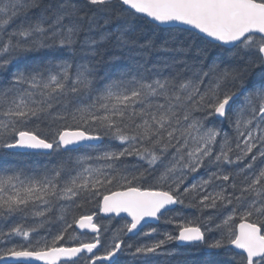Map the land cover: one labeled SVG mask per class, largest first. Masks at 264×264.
Segmentation results:
<instances>
[{
    "label": "snow or ice",
    "instance_id": "snow-or-ice-1",
    "mask_svg": "<svg viewBox=\"0 0 264 264\" xmlns=\"http://www.w3.org/2000/svg\"><path fill=\"white\" fill-rule=\"evenodd\" d=\"M172 243L264 264V0H0V264H173Z\"/></svg>",
    "mask_w": 264,
    "mask_h": 264
},
{
    "label": "trees",
    "instance_id": "trees-1",
    "mask_svg": "<svg viewBox=\"0 0 264 264\" xmlns=\"http://www.w3.org/2000/svg\"><path fill=\"white\" fill-rule=\"evenodd\" d=\"M136 23H137V26L143 30L145 35H149V36L155 35L158 38L163 39L164 36L167 34L164 32H158V33L153 34L150 30V26L148 25L146 18L141 17L137 20ZM217 57H220V59L222 61H225V62L228 59V57L225 53H222L219 49H217L215 47L209 46L206 62H211L212 60L216 59ZM213 124L216 127H224L226 130L228 129L227 124H222L219 121H213ZM101 147H103V145H101ZM10 159L13 161L14 164H18L21 167H26V166L27 167H39V166L50 164V163L54 162L53 158L46 157L42 154L30 152V151H27V152L16 151V154L13 155L12 157H10ZM127 162L128 163H138V161H136L134 159H129V161H127ZM203 174L204 173L202 171L201 175H203ZM175 211L179 212V211H181V209L179 207H177L175 209ZM92 212L97 213L96 219L99 220L100 224L107 225L110 228H112L113 230L120 227L121 225H123V223L127 220V218H125V217H111V218L102 220L100 218L102 216V214L97 210V208L94 204H90V203H85L83 205V207H80V208L74 207L72 210V215H75V216L86 215V214H91ZM184 214L187 216H195L197 213L195 212V210H184ZM19 222H21V221L14 219V220L10 221L9 224H14V223H19ZM31 223H32L31 219H29L25 222L26 226L28 224H31ZM151 227H157L161 232L175 231L174 225L166 224L163 221H160L159 224L151 225ZM76 234L79 235L81 237V239H84L85 241L90 240L91 235H92L89 232L80 233L79 231H77ZM16 240H17V242H19V238H16ZM168 247L179 252V253H181V255L176 256L174 258L173 264H179L180 261H184V260L195 261L196 264H204L205 261L213 259V257L208 256V254L203 250L197 251L196 249H193V248L178 246V243H172ZM162 259H164V258L162 257Z\"/></svg>",
    "mask_w": 264,
    "mask_h": 264
},
{
    "label": "water",
    "instance_id": "water-1",
    "mask_svg": "<svg viewBox=\"0 0 264 264\" xmlns=\"http://www.w3.org/2000/svg\"><path fill=\"white\" fill-rule=\"evenodd\" d=\"M20 151H26V150H20ZM27 151H31V150H27ZM105 216H108V214H104ZM124 215H126V214H124ZM80 231H85V230H80ZM90 231V230H89ZM33 263H41V264H43V262H33Z\"/></svg>",
    "mask_w": 264,
    "mask_h": 264
},
{
    "label": "bare ground",
    "instance_id": "bare-ground-1",
    "mask_svg": "<svg viewBox=\"0 0 264 264\" xmlns=\"http://www.w3.org/2000/svg\"><path fill=\"white\" fill-rule=\"evenodd\" d=\"M102 214V216H104V214L103 213H101ZM104 220V219H103ZM112 226V225H111ZM114 227V226H113ZM186 253V252H185ZM179 262V261H178ZM33 264H41V263H33Z\"/></svg>",
    "mask_w": 264,
    "mask_h": 264
}]
</instances>
